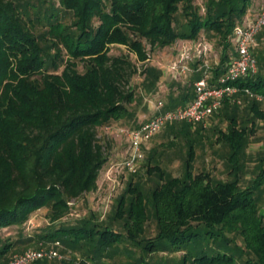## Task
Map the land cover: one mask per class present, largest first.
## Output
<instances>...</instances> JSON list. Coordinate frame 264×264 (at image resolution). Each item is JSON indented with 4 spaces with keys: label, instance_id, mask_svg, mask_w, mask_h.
<instances>
[{
    "label": "trees",
    "instance_id": "16d2710c",
    "mask_svg": "<svg viewBox=\"0 0 264 264\" xmlns=\"http://www.w3.org/2000/svg\"><path fill=\"white\" fill-rule=\"evenodd\" d=\"M48 2L0 0V232L24 224L43 208L58 222L70 213L73 199L97 187L108 162L98 130L134 117L129 106L135 101L132 80L138 68L129 55H112L113 47L127 48L144 63L145 42L154 50L165 49L178 41L198 42L206 33L224 47L214 68L217 80L236 54L235 28L254 0H204L202 5L196 0ZM255 56L258 74L238 85L264 97V59ZM162 77L161 70L150 67L145 91L155 92ZM194 97L195 92L191 101ZM253 111L264 119L259 108ZM185 125L192 133L193 126ZM195 132L200 135L199 129ZM249 135L236 119L224 133L232 150L233 180L194 174L192 144L182 177L161 172L147 192L130 183V197H121L110 218L123 231L90 217L50 228L39 241L81 251L92 264H104V257L126 242L141 249L133 264H264L263 158L251 184L241 183ZM150 219L157 235L145 239ZM13 247L5 243L0 249V264ZM123 250L132 253L127 246ZM163 252L182 256L175 263L147 258Z\"/></svg>",
    "mask_w": 264,
    "mask_h": 264
},
{
    "label": "rangeland",
    "instance_id": "374dc122",
    "mask_svg": "<svg viewBox=\"0 0 264 264\" xmlns=\"http://www.w3.org/2000/svg\"><path fill=\"white\" fill-rule=\"evenodd\" d=\"M48 1V5L53 2L59 5L60 0ZM203 1L196 0V3L202 5ZM262 3L263 0H254L249 17H253L259 13ZM44 31L45 29L42 27L38 30L39 33H43ZM198 42H202L203 44L208 43L209 51L205 57L198 58L199 56L196 50ZM198 42H188L186 44L188 49L191 48L190 51L193 60L187 62L189 69L184 74H180L177 70L172 69V66L178 63L179 53L183 49V41H178L171 47L156 50L152 49L151 45L145 42L149 60H146L144 63L140 62L135 54L129 53L127 48L113 47L111 51L112 55H129L131 61L138 68L132 80V86L135 88L136 93L135 101L129 106L133 114L135 112L134 117L125 121L113 122L109 126L98 130L97 137L105 147L108 162L99 174L97 187L82 194L79 198L73 199L70 213L64 219L53 222L49 209L43 208L35 212L24 224L7 227L0 232V249L5 243L14 244V247L7 255V259L3 262L4 264L8 262L9 257L13 254L24 253L31 249L48 250L54 247L57 248L52 242H40L39 236L45 234L48 229L58 227L62 223L76 225L80 220L93 217L94 221L99 224H112L115 229L123 231L121 223L116 221L112 222L110 218L113 216L121 197L123 195H126L128 198L130 197L127 193L130 183H133L135 186L139 185L147 192L153 189L160 181L159 176L161 172L173 177H182L185 173V162L188 157L190 145L192 144L195 151L194 162L192 163L194 174H209L214 181L227 182L233 180V175L230 173L233 165L229 160L232 150L229 149L225 142L226 139L223 137L224 131L228 133L231 128L229 119L228 124L221 123L217 126L205 128L204 131L199 125L196 127L193 126L192 133L190 134H187V130H184L185 124L169 126L153 139L155 141V148L146 152V159L137 174H131L118 166L126 158L129 144L126 137L114 132L119 128H137L139 126V119L135 118V115L138 110H143L145 95L147 93L145 91L146 72H148L149 68L154 67L163 72V77L158 83L157 91L164 90L162 94L167 95L170 92L178 93L179 91L194 89V76L198 72L199 67L203 66L201 72H209L220 63L224 54V47L218 44V39L203 33ZM255 52L257 56L259 55L264 59V31L258 38V47ZM180 60H183V58ZM84 70L85 68L80 64V71L84 72ZM167 70L171 72L170 75L172 78L165 75ZM210 73H212V70ZM213 77L215 79V70L213 71V76L209 78ZM228 102L231 109L233 108L234 110L237 107V111L234 110L231 113H235L238 117L237 122L240 127L245 126L250 131L251 123L254 122V127L257 125L258 128L250 135H264V119L252 116L253 107L264 110V101H258L245 94H238L236 100ZM261 120L263 121V125L260 123ZM196 129H201V131L199 130L200 135L195 132ZM262 158L264 159V149L259 152L255 150L254 154H246V156L243 155L241 157V163L243 164L241 183L243 186H248L254 180ZM112 166H115V170H113ZM155 167H159L161 171H151ZM261 195L262 208H264V192ZM156 235V222L150 219L146 225L143 237L145 239H151ZM29 238L33 239L31 243L22 242V240ZM237 240L241 241L240 238H237ZM126 246L132 251L130 255L128 251L123 250ZM57 250L62 258L51 260L50 264H92V261L86 260L81 251L69 250L62 244ZM140 255V248L133 247L132 244L129 245L126 242V244L116 247L110 256L104 257L103 262L104 264H133ZM181 256L182 253L168 254L167 252H163L150 254L147 258L151 261L175 263Z\"/></svg>",
    "mask_w": 264,
    "mask_h": 264
},
{
    "label": "built area",
    "instance_id": "2783aa9c",
    "mask_svg": "<svg viewBox=\"0 0 264 264\" xmlns=\"http://www.w3.org/2000/svg\"><path fill=\"white\" fill-rule=\"evenodd\" d=\"M264 31V0L259 13L252 19L235 28L234 43L236 54L231 58L225 74L217 80L204 75L195 82V97L184 106L166 109L164 101L154 102L153 116L137 128H119L114 133L126 137L129 144L126 158L118 165L131 174H137L142 163L146 159V152L150 142L165 128L175 124L197 125L204 128L210 126L209 121L223 108L225 102L234 101L238 94H245L258 101H264V97L253 94L249 89H241L239 82L252 77L259 72V63L255 56L258 47L259 35ZM183 44V49L178 56V63L172 66L180 74L187 73V62L193 60L190 49ZM198 58L205 57L209 51L208 43L198 42L196 46ZM183 58V60H180ZM149 60V59H148ZM115 170V166H112ZM117 168V167H116ZM118 169V168H117ZM59 242L55 246H59ZM57 248L27 250L24 253L15 254L8 264H37L45 259H61Z\"/></svg>",
    "mask_w": 264,
    "mask_h": 264
},
{
    "label": "crops",
    "instance_id": "0c3cea01",
    "mask_svg": "<svg viewBox=\"0 0 264 264\" xmlns=\"http://www.w3.org/2000/svg\"><path fill=\"white\" fill-rule=\"evenodd\" d=\"M249 14H251V13H249ZM249 14L245 17L244 20L252 19V18H254L256 16L255 15L253 17H251V16L249 17ZM183 42L185 43V41H183ZM189 42H193V41H189ZM201 70H203V66L199 67V69L197 70L198 72L195 73L194 85H195V82L198 81L199 79H201L204 75H208L209 77L213 76V71H214L213 68L211 69L212 73H210L211 70L209 72H206V71H204V72L202 71L201 72ZM170 74H171V72L169 70H167L165 75L169 76L170 78H172ZM211 79L214 80V77L211 78ZM193 88H194V86H193ZM194 92H195V88L191 89V90H188V91H186V90L179 91L178 93L170 92V93H167V95H165V94L163 95L162 94V93H164V90L163 91L162 90H159V91L156 90L155 92H151L149 94L146 93L145 102L143 104V110L142 109L138 110L136 112V115H135V118L139 119V126L153 116V114H154V102L161 100V101L165 102L166 107L173 106L174 108H176L178 106H184V105L188 104L189 102H191V99L194 96ZM181 94H184V95H181ZM185 95H189V97L185 98ZM230 107L231 106L229 104H225L223 106V108L221 109V111L219 112V114H217V116H214V117H212V119H210V121H209L210 126L209 127L217 126V125H219L221 123L228 124V119L230 120V123H231V121L233 119L234 120L236 119L238 121V117L236 116V114L235 113H231L235 109L233 110V108L231 109ZM260 110L264 112L263 109H260ZM134 114H135V112H134ZM252 116H255V111H253ZM260 123H261V125H263V121L262 120L260 121ZM200 128L203 131L205 130L204 127H200ZM257 128H258V126L256 125L254 127V122H252L251 123L250 134H252L253 131H255ZM130 129H132V128H130ZM201 129H199V130L201 131ZM251 130H252V132H251ZM224 132H226V131H224ZM158 135H160V134H158ZM263 138H264V135H260V134L259 135H249L242 156L243 155L246 156V154H252V153L254 154L255 150H256V152H259L260 150L262 151L264 149V140H263ZM227 145H228L229 149H231L230 145L229 144H227ZM154 148H155V141L152 140L150 142V144H149V147H148L147 151L153 150ZM127 152H128V150H127ZM230 154H232V151H231Z\"/></svg>",
    "mask_w": 264,
    "mask_h": 264
}]
</instances>
